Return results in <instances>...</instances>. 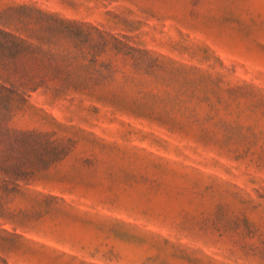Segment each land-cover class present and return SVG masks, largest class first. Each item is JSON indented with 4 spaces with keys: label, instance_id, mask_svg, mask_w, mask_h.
Masks as SVG:
<instances>
[{
    "label": "rangeland",
    "instance_id": "1",
    "mask_svg": "<svg viewBox=\"0 0 264 264\" xmlns=\"http://www.w3.org/2000/svg\"><path fill=\"white\" fill-rule=\"evenodd\" d=\"M23 4L98 27L104 80L0 75V264H264V0H0V29ZM12 131L70 151L17 171Z\"/></svg>",
    "mask_w": 264,
    "mask_h": 264
},
{
    "label": "trees",
    "instance_id": "2",
    "mask_svg": "<svg viewBox=\"0 0 264 264\" xmlns=\"http://www.w3.org/2000/svg\"><path fill=\"white\" fill-rule=\"evenodd\" d=\"M15 8L10 10L15 21L9 25L14 29H0V75L27 87L43 85L46 93L65 97L102 83L104 79L80 71L87 61H97L96 47L86 53L83 46L93 45L101 35L98 27L34 5ZM9 139V164L27 174L49 168L70 151L40 132L12 131Z\"/></svg>",
    "mask_w": 264,
    "mask_h": 264
}]
</instances>
